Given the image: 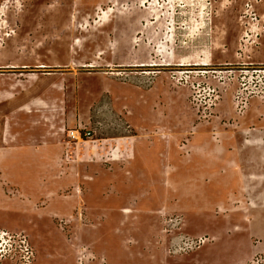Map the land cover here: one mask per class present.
<instances>
[{
  "label": "rangeland",
  "instance_id": "1",
  "mask_svg": "<svg viewBox=\"0 0 264 264\" xmlns=\"http://www.w3.org/2000/svg\"><path fill=\"white\" fill-rule=\"evenodd\" d=\"M0 232V264H264V0H0Z\"/></svg>",
  "mask_w": 264,
  "mask_h": 264
},
{
  "label": "built area",
  "instance_id": "2",
  "mask_svg": "<svg viewBox=\"0 0 264 264\" xmlns=\"http://www.w3.org/2000/svg\"><path fill=\"white\" fill-rule=\"evenodd\" d=\"M89 135V133H88ZM81 136L80 132L77 131V132H74V131H71L68 133V137L70 139H79ZM4 236H6V233L5 232H0V240H4ZM26 240L24 241H21V243L23 244V247H24V251H23V254L24 256H22L23 258V264H30V261H31V256H32V252L27 248V244L25 242ZM22 252V251H21Z\"/></svg>",
  "mask_w": 264,
  "mask_h": 264
},
{
  "label": "bare ground",
  "instance_id": "3",
  "mask_svg": "<svg viewBox=\"0 0 264 264\" xmlns=\"http://www.w3.org/2000/svg\"><path fill=\"white\" fill-rule=\"evenodd\" d=\"M185 66V65H184ZM89 67V66H88ZM41 68V67H40Z\"/></svg>",
  "mask_w": 264,
  "mask_h": 264
}]
</instances>
